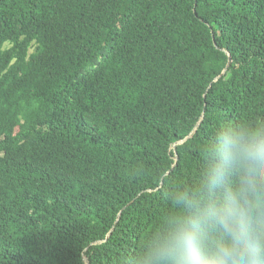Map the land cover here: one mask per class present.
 <instances>
[{"label":"trees","instance_id":"trees-1","mask_svg":"<svg viewBox=\"0 0 264 264\" xmlns=\"http://www.w3.org/2000/svg\"><path fill=\"white\" fill-rule=\"evenodd\" d=\"M240 121H264V0H0V264H131Z\"/></svg>","mask_w":264,"mask_h":264},{"label":"clouds","instance_id":"clouds-1","mask_svg":"<svg viewBox=\"0 0 264 264\" xmlns=\"http://www.w3.org/2000/svg\"><path fill=\"white\" fill-rule=\"evenodd\" d=\"M131 264H264V121L224 122Z\"/></svg>","mask_w":264,"mask_h":264},{"label":"water","instance_id":"water-1","mask_svg":"<svg viewBox=\"0 0 264 264\" xmlns=\"http://www.w3.org/2000/svg\"><path fill=\"white\" fill-rule=\"evenodd\" d=\"M231 62H232V58H230V62H229V65L231 64ZM228 65V66H229ZM87 264H90V262L87 260Z\"/></svg>","mask_w":264,"mask_h":264}]
</instances>
